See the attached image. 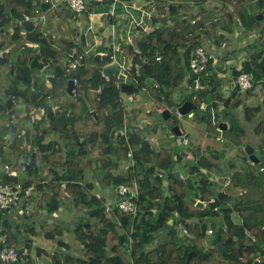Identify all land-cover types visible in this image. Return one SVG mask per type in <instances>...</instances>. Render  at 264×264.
<instances>
[{
    "label": "trees",
    "instance_id": "trees-1",
    "mask_svg": "<svg viewBox=\"0 0 264 264\" xmlns=\"http://www.w3.org/2000/svg\"><path fill=\"white\" fill-rule=\"evenodd\" d=\"M35 1L33 3V0H0V51H3L2 57L5 60L4 64H0V86L7 81L2 78L6 76L1 70L9 62L7 58L12 52L15 54V59L9 76H12L15 83L26 85L24 90L16 88L9 90L10 95L21 98L25 107L17 109L12 99H0V115H4V120L12 122L14 119L11 115L18 116L26 110L27 114L24 118L30 120L31 111L45 110L47 105L56 107L57 113L53 118L46 119L44 115L38 122L31 123L33 135L30 134V129L25 131V149L31 152L28 148L35 146L42 165H47L49 171L54 174L53 182L49 185L52 194L46 195L50 212L58 208L57 197L62 183L64 189L70 193L74 208L91 211L80 218L81 222L79 221L75 229L76 239L82 246L80 253L72 254L70 245L58 239L57 244L63 249L61 252L52 253L51 264H182L181 260L189 255L192 248L190 245L185 246L183 258L176 256L178 249L174 251L172 241L154 249L148 246L153 240L152 234L162 227L163 222L173 212L181 217L180 223L184 225L188 233L187 237L192 236V238L205 234L208 218L221 216L214 242L223 245L222 251L217 250L216 245L212 246L211 251L205 252L202 257H196L198 259L196 264H220L216 261L215 253L223 256L227 264H234L239 256L257 254L261 259L258 264H264V163L261 162V156H264V119L256 117V114L264 111V97L256 104L248 102L251 90L241 92L236 86L228 95L219 94L217 90L221 81L211 68L210 58L206 69L200 75L189 77L190 58L196 48L205 47L203 43L205 37L212 36L214 44L220 46L222 39L219 31H230L236 19H239L246 30L260 29V21L254 18L252 11V2L256 0H155V7L159 9L160 15L154 18L153 22L159 25L137 40L138 50H134L130 44L120 46L130 58L128 76L137 82L140 90L145 88L151 91L154 98L158 102L165 103L170 110L173 111L174 106L184 102L175 101L174 90L183 82L194 87L195 81L198 80L200 88L193 90L194 93L189 97L196 106L192 109L193 115L202 113V102L199 99L201 95L208 94L211 99L210 106L218 113V117L221 120L232 121L231 138L235 139V144L240 142L239 137L244 136V125L251 126L253 136L258 137L259 140L254 142V153L259 158V162L249 165L241 163L236 167L231 160H225L224 164L221 162L216 164L200 157L199 162L191 167V173L200 172L201 169L221 172L222 167L225 168L224 174L229 172V176L223 174L224 178L229 180L228 185L239 188V193L235 196L224 191L214 193L212 190L217 186V181L208 179L205 174H201L198 181L187 180L182 183L174 170L172 160L174 151L162 148L155 155L145 152L140 147L143 137L133 121L136 112L134 109H124L119 91L118 73L109 75L105 79L102 76L103 64L95 61L93 56L83 54V48H78L74 42L44 32L40 21L36 25L32 23L30 28L24 27L26 16L32 21L48 6V4H40L39 0ZM207 1L211 2L212 7L203 9L201 6ZM257 1L260 8H263L264 0ZM215 2L218 3L217 6H214ZM197 6L201 7V11L191 15L190 13ZM37 7L38 14L34 12ZM194 19L195 22L192 23ZM169 20L171 23L168 24ZM258 42L255 47L257 50L252 52L250 59L245 60L239 69L230 70L234 79L241 72H245L252 74L255 81L264 80V34ZM26 43L36 44L37 49L33 48L32 51L21 54L19 51L27 46ZM8 46L10 48L6 52ZM74 47H77L78 53H82V66L71 76H67L64 66ZM181 48L184 50L180 54ZM256 54L260 57L258 58ZM34 56L43 66H48L52 70L50 86L34 82V88L41 91V96L36 100L31 98V87H29L30 70H38L30 65V60ZM157 56H160V60L156 59ZM106 61L110 62L111 58L106 56ZM69 77L77 78L73 96L65 93V82ZM146 78H154L156 85L146 86L144 84ZM193 95H195L194 99H192ZM220 107L225 111L223 112ZM234 109L242 113L243 125L234 117L237 114L231 113ZM208 111L210 110L206 106L207 113L203 112L200 120H205L215 130L216 122L208 118ZM172 116L173 113L170 117ZM44 121L48 123L47 126H43ZM125 124L127 140L124 136L115 137V133ZM15 131L10 147L16 155L24 141V137H21L23 127L18 124ZM9 132L8 126H0V152L5 146L6 134ZM47 133L59 134L61 143H44ZM128 146L133 153L134 165L130 166L128 163L127 170L123 173L115 174L108 171V175L103 180L107 179L116 188L118 184L130 183L135 178L139 188V195L135 200L138 206L137 214L133 216L122 212L117 207V202L116 207L106 213L100 206L99 199L92 193L93 183L84 181V170L90 162L87 156L98 150L101 154L94 158L97 160L96 168H100L101 171L115 170L120 158L128 159ZM184 155L183 151L177 153V160ZM35 157L36 153L32 152L28 159L26 172L30 175H33L36 166ZM4 161L7 162L6 159ZM23 168L25 169L24 165ZM155 173L167 176L170 180L169 195L163 200V209L157 220H153V213L150 210L154 207L153 200L161 197L162 191L160 179L151 178ZM32 183V180H26L23 181L22 186L28 188ZM29 196L30 193L26 197L19 198L10 207L0 210V239L4 238L7 245L18 254L16 261L9 263L0 261V264L31 262L28 254L22 256L23 250H18L14 238L8 236L6 218V213L10 209L20 206L19 203H26ZM197 200L205 201V206L197 207ZM232 200L245 204L259 201L260 207L242 208L239 211L241 223L235 224L228 215L232 212L231 207L228 206ZM44 228L46 238L54 239L62 235L63 229L60 225ZM176 233L177 230L174 228L172 236L177 237ZM127 241L128 244H125ZM1 247L0 243V250ZM188 261L191 262L190 259Z\"/></svg>",
    "mask_w": 264,
    "mask_h": 264
},
{
    "label": "crops",
    "instance_id": "crops-1",
    "mask_svg": "<svg viewBox=\"0 0 264 264\" xmlns=\"http://www.w3.org/2000/svg\"><path fill=\"white\" fill-rule=\"evenodd\" d=\"M154 1L155 0H133V1L107 0L103 3H100L94 0H84L85 7L83 11L78 14H75L67 6L66 0H49L48 2H44V0H39L40 4L44 3V4H48V6L45 10L43 9L41 12V16H43V20L40 21L39 18L35 16L32 20V23L33 21H36L35 23L36 25L37 22L40 21L44 32L46 33L50 32L54 37L57 38L61 37L64 39H68L69 41L74 42L75 45L80 46L79 48L85 47L89 49L88 55L90 56H94L95 54H99L105 57L109 56L111 58V61L110 62L106 61V64H104V66L111 64L116 65L117 70L115 73H118L117 77L119 83L124 82L138 87L137 82L132 78H130L127 74V69L130 66V58L126 55L125 51L120 46L122 44H130L134 48V50H138L136 45L137 40L141 38L142 35H145L148 31L153 30V28L159 25L153 22V19L157 18L160 15L159 9L155 7ZM35 2L36 1L33 0V3ZM215 5L217 6L218 3L215 2L214 6ZM252 5H253L252 8L254 6L257 8V10L254 11V14L260 13L259 15H256L259 17V19H260V15H262L261 21L259 19H256L257 21H260L261 27L259 30L256 29L246 30L243 28L239 19H236L230 31L228 32L219 31L220 37L222 39L220 46H216L214 44L213 39H211L212 36H210L209 38L205 37L203 40V43L205 45L204 48L211 59V63H212L211 68L213 69V71H215L216 76L220 78L221 81L220 82L221 85L217 90L221 95L223 94L228 95L232 90L231 82H234V77L231 75L230 70L239 69L242 63L245 62V60L250 59L252 52L257 50L255 47L257 46V44H259L258 39H261L264 34V7L263 8L261 7L262 8L261 9L260 6L258 5L257 0L253 1ZM210 6L212 7L211 2L207 1L201 7L203 9H206V8H210ZM201 7L197 6L190 14L195 15L196 13L200 12ZM134 18L136 20L141 21V25H136L133 22ZM169 23H171L170 20L168 24ZM89 25H91L92 28L90 30H87V27ZM232 37L238 38L240 40L238 44L231 45L229 40L226 39V38H230L231 40ZM26 45L30 46L32 49L33 48L37 49V45L34 43H26ZM114 45L116 48L113 49L112 51V46ZM252 45L254 46L252 47ZM9 48L10 46H8L6 50H9ZM183 50H184L183 48L179 50L180 54L183 53ZM28 52L30 51L21 54H26ZM256 56L258 58L260 57V55L258 56V54H256ZM8 65L9 68L11 69L12 64L8 63ZM226 67L230 68L229 75L231 77V80L225 82L222 81L221 79H223V75H226L224 71ZM4 83L5 84H2V86H4L5 89L4 91L0 89V99L6 100L10 98L13 101H19L22 104L20 107H16V108L17 109L24 108L25 104H23L21 98L13 94L10 95L9 90L15 88L24 90L25 85H22L21 83L20 84L15 83L11 75H10V79L7 78V81H5ZM191 88L192 87L188 86L186 82L181 83L179 87L175 89L173 92V97L175 98V101L179 102L180 100H183L184 102L185 101L191 102V99H189V97L192 95V93H194L192 92L193 90ZM33 90L36 89L34 88ZM139 91L142 92L141 95L139 94L141 100L147 101V103L143 105L144 106L143 108L142 106L139 105H134V106L129 105L127 108L125 105V100L122 101L124 103V107H126L127 110L134 109L136 112L134 114L133 121L137 129H139V134L141 135V137H143V140H146L148 143L149 151H145V152H149L155 155L162 148L169 151H174L172 156V160L174 161V170L176 171L178 179L182 183H185L187 180L198 181L201 174L207 175L208 179L212 181L216 179L218 175L214 174L215 177L211 176L213 174V170L207 171L206 169L204 170L201 169L202 171L200 172L191 173L192 172L191 167L193 164L199 162L200 157L207 158V160L210 161L211 163L220 164L221 162L222 164H224L223 162L225 160H231V156H227L226 154H224L225 149H223L221 153H219L220 151L217 149V147H212L211 144L208 143L207 144L199 143L198 141L195 140H194L195 141L194 145L190 147L189 145H191V141L188 138V134L182 131L180 125L174 123V120H171L172 119L171 117L165 120L161 115L162 111L165 109H168L170 114L171 113L174 114L173 112L174 110L172 111L170 110V108H167L165 103L158 102L152 95L151 91H148L145 88H142L141 90L139 89ZM120 93L125 95L124 98L121 96V99L122 98L125 99L127 95H133L134 97L133 100H131V102L134 101L135 99L136 102L139 101V98L135 96L136 95L135 93L134 94H126L123 92ZM263 97H264V82H260L253 87L247 101L258 103L263 100ZM194 98L195 95L192 96V99ZM210 103H211V99H209L208 104H204L203 102L201 103L202 113L206 112V106L210 110L208 111V113L216 112L211 108ZM179 106H180L179 104L174 106V109H177V107ZM52 107L54 112H56L55 111L56 107L54 106ZM161 107H163L164 109L162 110ZM146 109H148L149 112H146ZM192 109L186 115L188 117L194 118L198 122L201 121L203 124L202 130L207 134H213L215 141L222 143L223 140L225 139L223 131L229 128L228 121L221 120L219 118V121L226 123V128L220 129L218 128L216 123L215 130H213L212 125H210L205 120H200L203 114L201 112H198L197 114L193 115ZM233 113L238 114V111L234 109ZM26 114L27 112L26 110H24L18 116L11 115V117H13L14 119L12 122H8L6 120L4 122V120H0V126L3 125V126H8L10 128V132L8 134L9 137L12 136V139L16 132L15 131L16 126L19 124L23 127V131L21 132V137L22 138L24 137V141L23 144L20 146L18 153L16 154V157H20L21 166L23 167L24 165L25 172L28 165V159L31 153L32 152L36 153V157H35L36 166L33 175H30L26 172L27 174L25 176V179L23 180V181L32 180L33 182L30 187L31 188L30 196L27 198L29 200L26 203H19L20 206L16 208L13 207L6 213V218L8 220L7 229L11 230L14 233L15 236H13L12 238H14V241L18 244V250L27 251V254L31 259L30 264H49V259L52 253L56 251L61 252L63 249L60 248V246H58L57 244L58 239H61L66 244L70 245V252L72 254H79L82 246L81 244H79L76 237L75 239L70 240L67 237V235L64 234V232L67 231V228L64 227V224L66 223L67 219H64L60 212L62 211L63 206H66L67 204L70 203L72 204L70 193L66 189H64V183H62L60 193L57 197L59 200L58 208L57 210L50 212L48 209L49 204L47 203L48 197L46 195L52 194L49 185H51L50 183L53 182L54 174L49 171L50 168L47 165H42L40 154H38V152L36 151L35 146L31 148H28L27 146V148L30 149L31 152L25 149L26 148V145H24V143H26L25 131L30 129V134L31 133L32 135L34 134L33 128L31 127V123L38 122L45 115V110L39 109V110L31 111L30 120L24 118ZM54 115L55 113L53 114V116ZM53 116L51 118H53ZM146 116H149L150 119L146 118ZM174 116L176 115L174 114ZM240 116L241 117H238V122L239 124L243 125L242 113H240ZM256 117L258 118L260 117L264 119V111H261L260 113L256 114ZM51 118H46V119H51ZM153 121L154 123H152ZM159 121L161 123H159ZM45 125L47 126L48 123H45L44 121L43 126ZM171 125L179 126V129L181 131V136H177L175 133L171 131ZM231 127H232V123L230 128ZM244 127L247 130L248 129L252 130L251 126L248 124H245ZM200 128L201 126L198 128V130ZM231 135L232 134L230 133L228 134V140H232ZM178 137H180L179 142L182 144L181 145L182 149L180 150L177 149L176 147ZM257 138L258 137L253 136V134L250 131L248 132V135L246 133V136L244 133V136L238 138L240 142L236 144V147H238L240 144L245 145L248 139L249 140L248 143L251 144L254 148V142L258 141ZM184 139L187 140L186 143H184ZM234 140L235 139H233V142ZM43 142L61 143V139L59 134L57 133H47L44 137ZM10 146L11 144H7L6 146L3 147L2 152H0V161L3 162V164L7 162H5L4 159H1V156L4 153V149L7 148H10V150L12 149ZM185 149L190 151L189 153H191V156L190 157L184 156L183 158L177 160V153L182 152V150ZM96 151L98 152V150ZM244 153H245L244 156L241 158L242 164L249 165L255 163L250 160L249 155L245 151ZM254 155L257 157L255 153ZM157 174L158 173L152 174L151 178L154 179V177H158ZM164 177L166 178L165 182L162 181L160 177H158L160 179L162 191H161V197L155 198L153 200L154 207L150 209L153 213L152 215L153 220L158 219L159 213L163 209L162 207L163 200L169 195L168 185L170 183V180L168 179L167 176ZM2 179L3 178L1 175L0 180ZM222 184L223 186L226 185L224 183V180ZM38 185L40 186L38 187ZM218 187H220V185H218L217 182V186L212 191L214 193L220 192L221 190H217ZM231 188L234 193H230L229 195L235 196L239 193V188L236 187H231ZM92 193L99 199L100 206L105 209L106 213H109L111 209L116 207V201L118 200V196L115 192V188L113 190V195L111 196L113 201H115V203L113 202L106 203L102 195H96L93 192V190ZM205 204H206L205 201H201V200L196 201L197 207L203 208ZM228 206L231 207L233 213H237L239 216V211L242 208H245L247 206L258 208L260 207V203L259 201H254L251 202L250 204H245L238 202L236 200H232L230 203H228ZM72 213H76L77 215H80L81 218L83 215L86 216L87 213H91V211L87 212L85 208L77 210L76 208L73 207ZM41 214H44V217H42ZM215 218L217 219L218 223L219 222L221 223V217L216 216ZM180 220L181 217L178 216L175 212H173L172 215L166 221L163 222L162 227H160L157 232L152 234L153 240L149 243L148 245L149 248L154 249L155 247L158 246L161 247L172 241L173 244L172 246L175 247L174 251L178 249V254H179L181 247L190 245L192 248L190 250L191 252L189 255L190 257L189 256L188 257L190 258V261H192V257H196L198 255L203 256L205 252L211 251L212 246L218 244L214 242L218 224L215 227H213L211 224H209L210 226L207 224L205 234L192 238V236L187 237L188 233L186 232L184 225L180 223L181 222ZM78 221H80V219ZM53 224H58V225L61 224L60 226H62L63 229L62 235L59 238H57L56 236V238L54 239L46 238L44 227L54 226ZM117 224L119 223H116V225ZM11 225L13 227H10ZM76 227L73 229V231L76 229ZM174 228H176L177 230L176 233L177 237L172 236V230ZM208 230H211V233H209ZM125 244H128V241L125 242ZM221 248L223 249V245ZM182 250L184 251V248ZM27 254L25 256H27ZM178 254H176V256H178ZM249 256H244L245 259L243 260L239 259L240 256L237 257L234 264H251V259L249 258ZM215 257L218 263L227 264L226 259L223 256H220V254L215 253ZM194 264H196V261Z\"/></svg>",
    "mask_w": 264,
    "mask_h": 264
},
{
    "label": "rangeland",
    "instance_id": "rangeland-1",
    "mask_svg": "<svg viewBox=\"0 0 264 264\" xmlns=\"http://www.w3.org/2000/svg\"><path fill=\"white\" fill-rule=\"evenodd\" d=\"M256 10H257V8L254 6L252 11L254 12ZM259 14L260 13L254 14V18L256 17V15H259ZM259 20L261 21L262 19L260 18ZM35 23H36V21H33L34 25H35ZM226 39L229 40L231 45L232 44L236 45L240 41L238 38H235V37H232L231 40H230V38H226ZM254 45H252V47ZM7 51L8 50H6V52ZM11 54L12 55H10L7 58V60L9 61L8 62L9 64H13V60L15 59V54L13 52ZM8 63L1 70V72H3L5 74V76H6V77L2 76V78L5 79V80H7V78L10 79L9 73H10L11 69L9 68ZM229 69H230L229 67L225 68L224 71H225L226 75H223V79H221L222 81L226 82V81H230L231 80V77L229 75V73H230ZM51 76H52V70L48 66H44L40 70L31 69L30 70L31 83H29V85H30L29 87H31V91L34 89V82L35 81H37L39 84H42L44 86H50L51 85V79H50ZM1 83H3V82L1 81ZM22 85H24V84H22ZM226 85H228V84H226ZM25 87H26V85H25ZM0 89H2V91H4L5 88H4V86H0ZM135 94H136L135 96L139 98L138 102H136V99L131 102V100H129L127 97L125 99H123L125 95L121 94V96L123 97L122 100H125V105H126L127 108H128L129 105H133V106L134 105H139V106H142V108H143L144 107L143 105L147 103V101L141 100V98H140V95L142 94L141 91H139V92H137ZM131 97L133 99L134 96L131 95ZM209 99H210V95L203 94V95L200 96L199 100H201V102H203L204 104H208ZM47 101H49V99H47ZM195 102L198 104L197 100H195ZM21 104L22 103L19 102V101H14V106L15 107H20ZM231 113H233V112H231ZM240 113L241 112L239 111L237 116L234 113H233V115H235L234 117L236 119H238V117H241ZM146 118L150 119L149 116H146ZM171 118H172L171 120L176 121L177 124L180 125V128L182 129L183 132H186V134H188V138L191 141V145H189L190 147H192V145H194L195 141H198L199 143H203V144L204 143H206V144L208 143V144H211L212 147H217V149L220 151L219 153H221V151L223 149H225V153L224 154H226L227 156H231V162H232V164H234V166L238 167L241 164V158L245 154L243 150H244L245 145L248 143V139H247V142L245 143V145L240 144L238 147H236V144L233 142V140H228V134L229 133L230 134L233 133V131L231 132L232 127L230 128L232 121L231 122L228 121V123H229V128L228 129L229 130L227 129L228 131L227 130L223 131L225 139L223 140L222 143H220V142L215 141L213 134H207V133H205L202 130L203 129V124H202L201 121L198 122L194 118L188 117L186 114L178 116V117L172 116ZM4 119H5L4 115L1 114L0 115V120H4ZM152 123H154V121ZM159 123H161V122L159 121ZM200 126H201V128L198 130V128ZM249 131L252 134H254L251 129L247 130L246 128H244L245 136H246V133L248 135ZM6 137L8 138L9 134H6ZM200 139H201V141H200ZM179 141H180V137H178L177 146H176L177 149L180 150V149H182V147H181L182 144ZM258 142H259V140H258ZM182 151L184 152V154H185L184 156L185 157H190L191 156V153H189L190 152L189 150H182ZM100 154H101L100 152H97L95 150L92 153H90L89 156H87L88 159H90L91 163L90 162L87 163V166H86V168L84 170V179H85L86 182L93 183V192L96 195H102V197L104 198L106 203H109V202L115 203V201H113V199L111 197L113 195L114 188L110 184V182L107 181V179L103 180V178L106 175H108V173H107L108 171H110L112 173H115V174L116 173L125 172L127 170V166H128L129 161H128V159L122 157L118 161V167L115 170L105 169L104 171H101L100 168H96L97 160L94 159L95 157L97 158L98 156H100ZM1 159H6V161L9 163L11 169H13L14 171L17 172L18 177H19V181L21 183H23V180L25 179V176H26L27 173L24 171V168L21 166L20 157H16V155L13 152V149H11V150H10V148L4 149V153L1 156ZM261 162L264 163V156H261ZM80 164L83 166L82 163H80ZM2 165H3V162L0 161V177L2 175ZM225 171H226V169L225 168L223 169V167H222L221 172H219L218 170H213V174L211 176L215 177V175H218L217 178L214 179V180H216L218 182V185H220V187H218L217 190L224 191L227 194L234 193L230 185H227V186L224 185L223 186V184H222L224 175L225 176H229V172L224 174ZM225 180H228V178H224V182H225ZM73 207H74L73 204H71V203L67 204L66 206L62 207V211L60 212L62 214L63 218L67 219L66 223L64 224V227L67 228V231H65L64 234L67 235V237L70 240H73L76 237L75 230L73 231V229L77 226V223H79L78 220L80 219V215H77L76 213H72ZM41 216L44 217V214H41ZM219 217H221V216H219ZM207 222H208L207 223L208 225L211 224L214 227L218 224V221H217V219L214 216L208 218ZM53 225L55 226V225H58V224H53ZM10 227H13V226L11 225ZM39 231H37V232H39ZM22 233H23V231H22ZM7 234L10 237L14 236V233L11 230H8ZM215 247L217 248V250L222 251V249L220 247H218V246H215ZM183 248H185V247H181L180 248V252L178 254L179 258H183L184 257L183 256L184 254L182 253L183 252V250H182ZM189 253H191V252H189ZM189 257L187 256V259L186 258L182 259L181 263L184 264L183 262H185V264H194L195 261H198V259H196V257H202V256L198 255V256L195 257V259L192 258L191 263L188 261L190 259ZM51 260L52 259H51V256H50L49 264H51Z\"/></svg>",
    "mask_w": 264,
    "mask_h": 264
},
{
    "label": "built area",
    "instance_id": "built-area-1",
    "mask_svg": "<svg viewBox=\"0 0 264 264\" xmlns=\"http://www.w3.org/2000/svg\"><path fill=\"white\" fill-rule=\"evenodd\" d=\"M48 1L49 0H44V2H48ZM94 1L103 3L107 0H94ZM112 1H117V0H112ZM66 4L72 10V12H74L75 14L82 12L84 7H85L84 0H66ZM34 12L36 14H38L39 9L36 8L34 10ZM37 17L39 18L40 21L43 20V16L39 15ZM25 19L27 20L29 18L26 16ZM133 22L136 25H141V21L136 20L135 18L133 19ZM191 22L194 23L195 19L192 20ZM91 28H92V26L89 25L87 27V30H90ZM79 47L80 46H78V48ZM115 48H116L115 45L112 46V51ZM2 53H3V51H0V56H2ZM82 53L88 55L89 49L83 47ZM82 53H78L77 47L73 48V51L70 54V58L68 59V62L64 66V72L67 76H71L74 71L78 70V68L80 66H82V64H81ZM88 56H90V55H88ZM209 58H210L209 55L207 54L206 50L203 47H198L195 49V51L193 52V55L189 61V67H190V70L193 71V75H200L206 69ZM156 59L160 60V56H157ZM102 76L105 79L108 78V76L104 75L103 73H102ZM69 78L73 81V83L75 85L77 82V78L76 77H69ZM260 82H264V80L261 79L259 81H255L252 74L245 73V72H241L234 79V83L236 84V87L241 92L246 91V90H252L254 87V84H257ZM199 88H200V84L197 80V81H195L194 87H192L191 89L192 90H198ZM72 91L73 92L75 91V87ZM126 97L129 100H133L131 95H127ZM124 109L127 110L126 107H124ZM161 109L163 110L164 108L161 107ZM146 112H149V110L146 109ZM173 112L176 116L181 115L177 109H174ZM126 127H127L126 124L123 125V127L120 128L115 133V137L124 136L125 139L127 140L128 136H127V128ZM11 141H12V136L7 138L6 143L11 144ZM186 142H187V140L184 139V143H186ZM128 149L129 150L127 152V158L129 161V165L133 166L134 165V160L132 158L133 153H132V150L130 149L129 146H128ZM260 170H263V168H260ZM2 172L7 173L10 176H17L18 177L17 172L14 171L13 169H11V167L8 163H4L2 165ZM158 177H160L162 179V181L165 182L166 178L163 175L159 174ZM224 183L227 185L229 183V180H225ZM30 190H31L30 187L23 188L22 183L19 181V177H18V180L16 182H13L11 180H4V179L0 180V210L10 207L12 204L16 203L19 198H23V197L28 196L30 193ZM115 192L118 196V200L116 201L117 207L122 212L135 216L137 214L136 212L138 209L137 208L138 206H137L135 200L138 198V195H139V188H138V184H137L136 179L133 178L130 183L118 184L115 188ZM208 232L211 233V230H208ZM0 243L2 244V247L0 250V261H1V263H9V262L16 261L18 259L17 252L13 248H10L7 245L6 240L4 238L0 239ZM26 254H27V251L23 250L22 256H25ZM249 258L251 259V264H258V263H260V260H261L259 255H257V254L253 255L252 253L250 254ZM239 259L243 260V259H245V257L240 256ZM247 260H248V258H247Z\"/></svg>",
    "mask_w": 264,
    "mask_h": 264
},
{
    "label": "water",
    "instance_id": "water-1",
    "mask_svg": "<svg viewBox=\"0 0 264 264\" xmlns=\"http://www.w3.org/2000/svg\"><path fill=\"white\" fill-rule=\"evenodd\" d=\"M260 18H262V15H260ZM256 19H259V17L256 16ZM31 24H32L31 20H25L23 22V25L26 28H30ZM31 50H32V48L30 46H26L25 48H21L19 52L20 53H24V52L31 51ZM93 59L95 61H97L98 63H100V64H103V65L106 64V57L105 56H101L99 54H95L93 56ZM4 62H5L4 58L2 56H0V64H4ZM30 65L32 67L38 69V70H40V69H42L44 67L43 64L40 63V61L38 60V58L36 56H34L31 59ZM116 70H117L116 65L111 64V65L104 66L102 68V73L104 75H106V76H109V75L114 74L116 72ZM192 75H193V71L190 70L189 71V77H191ZM144 84L146 86H153L154 84H156V81H155L154 78H146L144 80ZM235 86H236V84L234 82H231V89H233ZM74 87H75V85H74L73 81L71 79H67L66 82H65V93L68 94L69 96H73L74 92L72 90L74 89ZM119 91L123 92V93H126V94H134V93L139 91V88L136 87V86H133L131 84L122 82L119 85ZM40 96H41V92L40 91H36V90L31 91V98L32 99L36 100ZM195 107L196 106L192 102L185 101L179 107H177V110L179 111V113L181 115H183V114H188L191 111V109L195 108ZM203 110H204V108H203ZM222 111L224 112L225 109H222ZM54 113H56V112H54L53 107L51 105H47L46 108H45L46 118H51ZM60 114L64 115L62 112ZM161 115L163 116V118L165 120H167L171 116V114L168 111V109L163 110ZM208 118L213 119V121L217 123L218 128H220V129H225L226 128V123L219 121V117H218V113L217 112L208 113ZM171 131L173 133H175L177 136H181V131H180L178 125H171ZM141 148L144 151H149L148 143H147L146 140L141 141ZM253 150H254V148H253V146L251 144L247 143L245 145V147H244V151L249 155L250 160L253 161V162H258L259 159L254 155ZM2 178L4 180H11L13 182H16L18 180L17 176H10L7 173H3L2 174ZM228 215L230 216L232 222H234L235 224H240L241 223V219H240V217L238 216L237 213H233L232 212L230 214L228 213ZM121 240H123V237H121ZM216 246H218V247L221 246L222 247V245L220 243H218ZM189 255H190V253H189Z\"/></svg>",
    "mask_w": 264,
    "mask_h": 264
},
{
    "label": "flooded vegetation",
    "instance_id": "flooded-vegetation-1",
    "mask_svg": "<svg viewBox=\"0 0 264 264\" xmlns=\"http://www.w3.org/2000/svg\"><path fill=\"white\" fill-rule=\"evenodd\" d=\"M68 79H70V78H68ZM40 92H41V91H40ZM55 111H56V109H55ZM56 113H57V112H56ZM59 113H61V112H59ZM4 122H5V120H4ZM5 144L7 145L6 141H5ZM6 145H5V146H6Z\"/></svg>",
    "mask_w": 264,
    "mask_h": 264
}]
</instances>
